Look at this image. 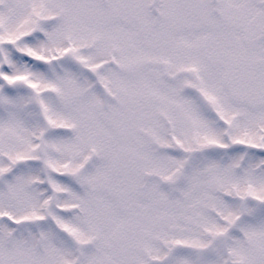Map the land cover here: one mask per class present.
Listing matches in <instances>:
<instances>
[{"label": "snow or ice", "instance_id": "1", "mask_svg": "<svg viewBox=\"0 0 264 264\" xmlns=\"http://www.w3.org/2000/svg\"><path fill=\"white\" fill-rule=\"evenodd\" d=\"M0 264H264V0H0Z\"/></svg>", "mask_w": 264, "mask_h": 264}]
</instances>
